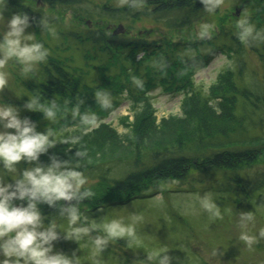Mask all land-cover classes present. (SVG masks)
Here are the masks:
<instances>
[{"label":"trees","instance_id":"trees-1","mask_svg":"<svg viewBox=\"0 0 264 264\" xmlns=\"http://www.w3.org/2000/svg\"><path fill=\"white\" fill-rule=\"evenodd\" d=\"M44 1L55 6L75 4L74 0ZM123 3L121 8L113 11L104 8L102 13L114 21L135 19L142 13L160 20L169 29H180L217 13L221 0H123ZM137 5L143 6L144 12L139 9L141 12H138ZM15 13L27 14L30 25L41 20L38 11L15 6L10 0L0 3V15L11 17ZM245 20L254 29L253 36L245 41L239 39L237 25L225 28L219 36L213 35L207 43H172L166 38L148 42L115 35L99 26L85 29L80 38L92 50V55H84L86 62H91L86 72L88 77L96 70L94 78L84 82L86 76L81 78L74 69L67 71L59 62H51L44 68L38 91L33 94L41 104L46 98L66 102L64 109L71 113L64 119L65 123L61 124L57 118L49 121L42 117L37 121L32 115L24 117L36 124L38 132L51 131L56 140L55 146L40 156L39 163L47 166L51 157L70 161L83 173L86 181L83 187L95 181L97 187L90 191L92 195L82 200L89 203L92 198L94 203H89V213L150 199L162 192L164 184L186 181L196 166L202 168L201 179L214 175L219 180L203 186L201 183L200 187L206 188L199 191L200 187L194 186L190 188L192 191L210 190L232 200L251 198L264 187V170L248 172L249 165L264 157V17ZM222 38L225 42L215 46V40ZM67 39L69 35L64 37ZM206 46L211 47V54L204 56L200 47ZM244 48L257 56L261 67L259 82L253 85L241 81ZM64 50L68 51L69 47ZM217 52L233 57L234 67L220 72L205 91L194 83V76ZM138 55L141 56L136 59ZM94 61L98 63L93 64ZM116 69L123 74H113ZM121 87L126 89L131 106L132 120L125 124L127 134L121 135L107 124L85 127L79 116L73 117V112L79 110L75 107L74 92L82 93L79 99L88 107L79 113L96 114L94 125H97L119 105ZM156 88L168 95L182 96L180 115L157 119L150 94ZM98 93L104 101L90 111L93 102L89 97ZM71 127L74 130H69ZM74 137L79 138V143H64ZM77 151L85 155L77 157ZM35 165L36 162L21 161L16 167H21L22 174L28 166ZM196 179L201 181L199 177ZM64 206V201L51 207L39 204L44 225H49L55 217L63 220Z\"/></svg>","mask_w":264,"mask_h":264},{"label":"rangeland","instance_id":"rangeland-1","mask_svg":"<svg viewBox=\"0 0 264 264\" xmlns=\"http://www.w3.org/2000/svg\"><path fill=\"white\" fill-rule=\"evenodd\" d=\"M10 1L15 6L21 5L40 13V22L30 25L25 30V34L33 36L34 42L42 43L49 55L45 62L36 65L29 74L22 73V66L14 60H10L7 65L0 68V73L7 77V85L0 89V103L17 108L22 119L25 115H32L37 121L44 117L43 112L28 110L26 104L34 99L33 94L37 93L43 70L49 63L59 62V66L71 72L73 71L71 69H74L77 76H86L84 82L94 78L96 70L90 72L88 77L86 72L91 62H86L84 55L91 54L92 50L90 45L81 41L80 37L85 29H94L95 26H99L112 33L120 26L121 32L117 34L148 42H157L166 38L172 43L197 41L207 43L211 41L213 35L219 36L222 30L236 26L238 21L249 17L251 19L264 17V0H221L217 13L210 14L184 28L169 29L160 20L142 13L137 14L135 19L128 17L127 20L121 21L110 20L106 14L102 13L104 8L113 11L123 7V0H74L75 4L67 3L63 6L50 5L44 0ZM138 9L144 12L143 6L137 5ZM139 10L138 12H141ZM2 16L4 21L0 22V31L6 30V22L10 18ZM66 35H69L70 39L65 41ZM223 42H225L223 38L215 40V46L219 47ZM66 46L69 47L68 51L64 50ZM210 48L200 47L201 54L204 56L211 54ZM139 56L141 55H138L136 59ZM242 58L244 71L241 74V81L247 85L259 82L261 67L257 56L244 48ZM97 63V61L93 62V64ZM234 63L233 57L217 52L207 66L195 74L194 83L207 91L217 75L226 68H233ZM113 74L121 76L123 71L116 69ZM128 79L133 81L131 77ZM121 88L123 91L119 95V105L104 119L98 113V119L101 118V121L93 125V128L99 124H107L121 135L128 133L125 124L126 121L132 120L131 106L126 89ZM74 93L77 95L73 99L76 109L77 107L79 109L78 112L87 109L83 100L79 99L82 93L78 91ZM150 94L158 120L181 114L182 96L180 94L168 95L161 92L159 88L154 89ZM89 98L93 102V107L89 108L90 111L100 107L104 101L101 93L91 95ZM52 103H55L60 111L57 112V120L61 124L65 123L64 119L71 113L64 109L66 102L46 98L42 105L47 107ZM72 120L73 117L70 118V121ZM69 130L74 128L71 127ZM29 167L32 166L27 168ZM249 167H251L248 169L250 174L263 171L264 157L259 158ZM17 170L16 174L5 176V180L13 182L15 175L21 174V167ZM201 171L202 168L196 166L186 181L183 183L172 181L164 184L162 192L150 199L137 200L104 210L99 209L97 213H89L91 208L89 203H94L92 198H89V203L81 201L77 204L76 200L64 201L65 206L70 203L76 205L81 211V221H78L75 227L102 225L117 220L125 227L134 228L135 239L127 236L109 239L105 250L96 254L92 241L97 235H105L103 229L99 228L97 231L83 235L78 241L69 238L67 232L70 229L66 213L63 220L55 217L49 221L57 225L58 239L52 242L54 252L72 258L74 264L77 257L79 264H160V258L165 256L168 257V264H264V187L255 192L251 198H245L246 200L242 198L232 200L226 196L215 195L210 190L198 193L190 188L208 185L210 182L219 180V177L214 175L201 179ZM197 177L201 179L200 182L196 179ZM96 184L95 181L88 182V186L82 187L81 191L86 188L89 191L96 189ZM201 188L206 187H200L198 190L201 191ZM205 198L214 205L213 209L208 210L203 206L202 201ZM238 200L241 203H234Z\"/></svg>","mask_w":264,"mask_h":264},{"label":"clouds","instance_id":"clouds-1","mask_svg":"<svg viewBox=\"0 0 264 264\" xmlns=\"http://www.w3.org/2000/svg\"><path fill=\"white\" fill-rule=\"evenodd\" d=\"M3 21L4 17L0 15V22ZM29 21V16L24 13L12 14L7 19L6 30L0 31V68L14 60L22 66V73L29 74L36 65L46 61L48 50L42 43L34 42L33 36L25 34ZM237 28L241 41L253 36L254 29L246 20L238 21ZM6 85L7 77L0 73V89ZM26 108L43 112L49 121L57 118L55 103L45 107L37 99H32ZM76 116L85 127L96 123L94 115L80 114L77 110L73 112V117ZM64 143L75 145L79 143V138H69ZM55 144L51 131L38 132L36 124L29 118L22 119L17 108L0 103V264H74L72 258L54 252L52 242L58 239L57 225L50 223L45 227L38 205L46 203L51 207L59 201L73 200L79 204L92 193L81 191L86 181L83 173L77 170L78 165L55 157H51L47 166L39 163L40 156ZM84 155L76 152L77 157ZM21 161L28 164L36 162V165L24 169L21 175H15L14 183L7 182L5 176L16 174V165ZM15 201L21 203L16 204ZM202 204L208 210L214 207L206 198ZM63 212L67 213L69 238L78 241L83 235L103 229L105 235H97L92 241L96 254L105 250L109 239L125 236L135 239L134 228L125 227L117 220L102 225L75 227L81 221L78 207L69 203L64 206ZM75 264H79L78 257ZM160 264H168V257L160 258Z\"/></svg>","mask_w":264,"mask_h":264},{"label":"water","instance_id":"water-1","mask_svg":"<svg viewBox=\"0 0 264 264\" xmlns=\"http://www.w3.org/2000/svg\"><path fill=\"white\" fill-rule=\"evenodd\" d=\"M120 32H121V28H120V26H118L117 29L114 30L112 33L113 34H117V33H120Z\"/></svg>","mask_w":264,"mask_h":264}]
</instances>
